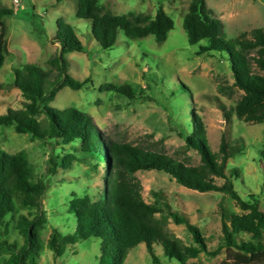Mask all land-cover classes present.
Here are the masks:
<instances>
[{"label": "rangeland", "instance_id": "obj_1", "mask_svg": "<svg viewBox=\"0 0 264 264\" xmlns=\"http://www.w3.org/2000/svg\"><path fill=\"white\" fill-rule=\"evenodd\" d=\"M175 20V28L168 39L159 43L154 36L129 39L119 33L118 44L111 50H103L92 37V21L76 16L78 0H0V3L15 10L7 17L9 25L8 47L5 64L0 70V114L9 108H23L25 98L20 89L10 85L15 69L26 63L50 68L48 60L60 53L57 42L58 22L74 27L86 46L84 52H71L70 73L88 83L81 90L64 87L51 105L57 109L76 107L90 114L98 128L108 138L118 142L132 143L157 152L166 153L198 166L201 154L187 147L188 123L195 113L204 122L206 136L213 151L218 152L223 137L230 142L243 141V154L230 158L227 169L238 168L237 189L244 198L256 194L264 210V123L245 122L232 114L228 120L221 105L227 110L244 94L234 85L235 77L229 59L220 53H198L201 44L192 45L184 28L185 15L192 0H102L106 8L116 14L144 12L155 16L159 2ZM215 17L224 23L227 38L250 33L255 28H264V0H207ZM255 55V51L252 53ZM253 70L264 75L254 66ZM108 83L130 84L133 97L115 90H103ZM41 119L45 115L40 116ZM52 143V144H51ZM54 144V145H53ZM73 146L19 133L14 127L0 126V150L17 153L26 150L35 165L39 177L48 184L43 201L47 222L42 231L44 249L39 264H101L102 242L100 239L82 240L69 245L62 256L49 247L54 229L68 235L75 232L77 220L69 212L73 194L89 192L96 196L105 186L108 175L107 163L85 158ZM69 153L80 156L70 168L59 167L57 173L48 174L52 158ZM136 177L144 186V197L149 203L159 202L168 214L172 210L187 215L198 226L208 243V252H201L190 262L217 264L227 259L230 252L224 245L223 213H242L236 200L220 191L201 192L180 184L171 174L153 170H141ZM224 184L225 179L216 177ZM31 218L36 210L20 209ZM161 216V215H159ZM16 221L8 235L10 242L23 245L24 238L16 229ZM171 233L183 244L197 245L193 234L185 224L172 218L168 221ZM248 240V234L239 235V240ZM160 263H155L145 244L132 249L125 264H181L171 261L163 246H155ZM0 264H7L0 259Z\"/></svg>", "mask_w": 264, "mask_h": 264}, {"label": "trees", "instance_id": "obj_2", "mask_svg": "<svg viewBox=\"0 0 264 264\" xmlns=\"http://www.w3.org/2000/svg\"><path fill=\"white\" fill-rule=\"evenodd\" d=\"M62 2L63 0H56ZM13 8L0 3V70L9 53V25L7 17L14 15ZM76 16L92 21V37L103 50L116 48L119 33L129 39L154 36L159 43L165 42L175 28V20L159 2L155 16L144 12L116 14L102 4V0H78ZM184 28L192 45L201 44L198 53H220L229 59L234 72V85L244 91L243 96L231 110L221 105L228 120L232 114L251 123H264V75L253 70L254 66L264 71V28H255L250 33L227 38L224 23L215 17L207 0H192L185 15ZM57 42L60 53L48 60L49 69L26 63L15 69L12 86L21 90L25 103L23 108H9L0 114V126L14 127L19 133H30L45 142L80 144L73 146L85 158L107 163L108 175L105 186L96 196L91 193L73 194L69 202L77 225L75 232L65 235L57 228L49 239V247L57 256L66 253L69 245L82 240L100 239L102 242L101 264H125L130 251L145 244L155 263H160L155 246H163L165 255L181 264L190 262L201 252H208L207 239L191 219L167 204L168 214L159 202L149 203L144 197V186L136 177L141 170H159L171 174L180 184L201 192L220 191L236 200L242 213H223L224 245L231 249L227 259L217 264H264V210L256 194L244 198L236 187L238 168L227 169L230 158L244 153L243 141H227L223 137L220 150L213 151L204 122L195 113L185 132L187 147L201 154L202 163L187 165L166 153L146 149L132 143L108 139L94 122L93 117L76 108L57 109L51 105L64 87L81 90L88 83L70 73L71 52H84L86 46L72 25L58 22ZM255 51V55L252 53ZM6 84L0 82V90ZM103 90H115L133 97L130 84L108 83ZM45 115L44 119L40 116ZM52 144V143H51ZM54 145V144H53ZM81 159L74 153L52 158L48 174H55L59 167L70 168L73 161ZM261 160L264 163V151ZM216 177L225 179L224 184ZM48 184L37 174L26 150L9 153L0 150V259L7 264H39L44 249L42 231L47 222L43 201ZM20 209L36 210L33 218L18 213ZM161 215V216H159ZM172 218L185 224L197 245L183 244L168 228ZM24 238L23 245L10 242L11 225ZM248 234V240H239V235Z\"/></svg>", "mask_w": 264, "mask_h": 264}, {"label": "built area", "instance_id": "obj_3", "mask_svg": "<svg viewBox=\"0 0 264 264\" xmlns=\"http://www.w3.org/2000/svg\"><path fill=\"white\" fill-rule=\"evenodd\" d=\"M14 3L16 4V6H19L20 0H14Z\"/></svg>", "mask_w": 264, "mask_h": 264}]
</instances>
